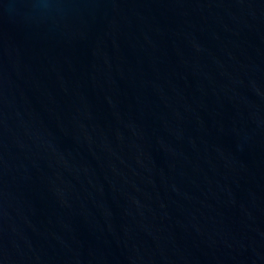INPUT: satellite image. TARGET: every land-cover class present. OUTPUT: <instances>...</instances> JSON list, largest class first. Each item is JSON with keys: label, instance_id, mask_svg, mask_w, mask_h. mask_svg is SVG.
Listing matches in <instances>:
<instances>
[{"label": "water", "instance_id": "95a60500", "mask_svg": "<svg viewBox=\"0 0 264 264\" xmlns=\"http://www.w3.org/2000/svg\"><path fill=\"white\" fill-rule=\"evenodd\" d=\"M0 264H264V0H0Z\"/></svg>", "mask_w": 264, "mask_h": 264}]
</instances>
